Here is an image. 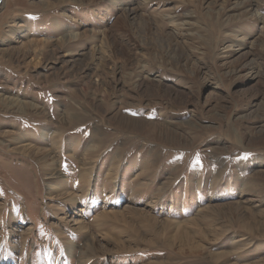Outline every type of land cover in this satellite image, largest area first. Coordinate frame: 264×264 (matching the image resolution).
Masks as SVG:
<instances>
[{"label": "rangeland", "instance_id": "rangeland-1", "mask_svg": "<svg viewBox=\"0 0 264 264\" xmlns=\"http://www.w3.org/2000/svg\"><path fill=\"white\" fill-rule=\"evenodd\" d=\"M0 264H264V0H0Z\"/></svg>", "mask_w": 264, "mask_h": 264}, {"label": "bare ground", "instance_id": "bare-ground-1", "mask_svg": "<svg viewBox=\"0 0 264 264\" xmlns=\"http://www.w3.org/2000/svg\"><path fill=\"white\" fill-rule=\"evenodd\" d=\"M187 16V15H186ZM129 18V17H128ZM17 102H20V101H17ZM16 102V103H17ZM20 104V103H19ZM27 104V103H26ZM21 105V104H20ZM23 106V105H22ZM24 107V106H23ZM22 107V108H23ZM26 107H27V105H26ZM20 108V107H19ZM31 108V107H30ZM29 109V108H28ZM114 113H115V111H114ZM113 115V114H112ZM114 118L119 122V123H121L122 124V126H128V127H132V128H134V130L135 129H140V131H141V129H144V128H146V126H148V124L145 122V121H142V120H139V119H133V118H129V117H126V116H123V115H121V114H116V116H114ZM111 119V118H110ZM113 122V121H112ZM115 123V122H114ZM117 124V123H116ZM118 125V124H117ZM150 126H152V125H150ZM154 126V125H153ZM161 127V126H160ZM165 127V126H164ZM148 129V128H147ZM153 129V128H152ZM162 129V128H161ZM146 130V129H145ZM168 130V129H167ZM156 131V130H155ZM162 132V131H161ZM139 133H143V132H139ZM172 134V133H171ZM160 135V134H159ZM167 136V135H166ZM176 137V136H175ZM174 138V137H173ZM172 140V139H171ZM24 151L25 150H27L28 148H27V145H25V147H23L22 148ZM31 150V149H30ZM37 151V153H38V155L39 154H45V151L43 152V150L42 149H39V150H36ZM24 153V152H23ZM34 153V152H33ZM27 154V153H26ZM30 154V153H29ZM34 155V154H33ZM37 156V155H36ZM47 156V155H46ZM35 157V156H34ZM41 157V156H40ZM43 157H45V156H43ZM39 158V157H38ZM37 158V159H38ZM46 158V157H45ZM40 159V158H39ZM50 159H51V157H50ZM45 163H46V160H45ZM52 165H53V163H52ZM52 165L50 166V167H52ZM49 167V168H50ZM48 168V167H47ZM53 170V172H52V176H57L58 175V171L56 170V169H54V168H52ZM51 194V193H50ZM209 207H210V205H209ZM211 208V207H210ZM209 208V209H210ZM213 209V208H212ZM205 210V209H204ZM206 211V210H205ZM214 211V210H213ZM204 212V211H203ZM208 212V211H207ZM206 212V213H207ZM215 213V212H214ZM109 212H104L103 213V216L104 217H102V218H105V217H109ZM209 214V213H208ZM208 214H206V216L208 215ZM115 215V214H114ZM118 215V214H117ZM210 216V215H209ZM117 217V216H116ZM205 217V216H204ZM207 218V217H206ZM74 224L76 225V227H75V229H78V230H80V231H82V230H84V227L82 226L83 225V223H82V221H80V220H74ZM195 226H199V225H195ZM252 227V226H251ZM88 229V228H87ZM221 230V229H220ZM224 230V229H223ZM254 230V229H253ZM84 232H85V230H84ZM87 232V231H86ZM220 234V233H219ZM104 246V245H103ZM75 248V245L73 244V245H71V246H69V249H74ZM103 250V248H100L99 247V244L97 243V239H95V237H93V236H91L90 238H87V240L85 241V243L83 244V246L81 247V261L83 262V261H85V259H88L89 258V253H92L93 252V254L94 253H101V251ZM112 251V250H111ZM91 258V257H90Z\"/></svg>", "mask_w": 264, "mask_h": 264}]
</instances>
